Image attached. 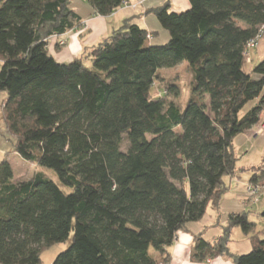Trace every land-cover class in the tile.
Segmentation results:
<instances>
[{
	"label": "trees",
	"instance_id": "trees-1",
	"mask_svg": "<svg viewBox=\"0 0 264 264\" xmlns=\"http://www.w3.org/2000/svg\"><path fill=\"white\" fill-rule=\"evenodd\" d=\"M86 1L109 17L125 0ZM70 5L0 0L3 121L14 154L58 179L16 182L9 160L0 163V264H41L44 249L71 235L52 264H170L179 232L209 208L220 218L226 180L238 172L236 137L264 124V60L243 70L264 0H189L179 13L167 2L149 11L167 43L152 45L127 19L62 64L47 44L81 25ZM183 63L192 75L185 108L169 101L178 86L161 75ZM244 171L264 186L262 167ZM216 225L222 233L211 241L194 237L192 262L264 264V230L249 212ZM236 228L249 239L245 255L229 250Z\"/></svg>",
	"mask_w": 264,
	"mask_h": 264
},
{
	"label": "crops",
	"instance_id": "crops-1",
	"mask_svg": "<svg viewBox=\"0 0 264 264\" xmlns=\"http://www.w3.org/2000/svg\"><path fill=\"white\" fill-rule=\"evenodd\" d=\"M125 1L128 2L130 5L137 4V6L133 9L122 7L116 10L113 14H111V16L102 17L96 14L95 10L86 0H71L70 7L80 17L81 25L78 26V28L67 32V34L64 36L50 38L47 44L48 53L50 54V56H52L56 62L62 64H69V62L73 60L80 59L85 55L87 51L90 50V48L98 45L102 39L111 36L115 30L121 28L123 22L127 19H132L133 24L135 23L141 29L150 33L152 35V38L150 40L151 42L156 41L158 39L162 42L161 44H165L169 41L168 33L160 27L157 19L154 18V16L150 14L149 11L156 9L157 7H161L165 5L167 2H169L171 6V11L175 13L184 12L190 9L189 0H125ZM59 40L63 41L65 43V46L59 47L57 45L58 44L57 42ZM5 100L6 99H3L2 103ZM260 127L261 126L259 125L253 127L249 131V133L251 132L255 133L256 131L259 133L261 131ZM263 133L264 132H262V134ZM234 148H235V142H234ZM235 178L238 179L237 177H233L231 179L226 180V183L228 185V191L230 190L231 182ZM247 183L249 184L248 181ZM228 191L226 193H228ZM225 195L221 201V209H222V204H228V206H231L229 207L230 211L228 216L232 214L243 213V211L248 212L247 211L248 206H251V204L249 200L246 198V194L243 193L241 196H239L234 194L233 192L231 193V198H228ZM258 205L259 207L257 211L252 214L253 216L263 218L261 224L262 226H258L256 223V227L258 231H262L264 230V217L262 215V213L264 212V198L259 200L255 206ZM212 211L215 214V220L211 224L210 228H214L218 230L217 234L212 235L211 238L209 239H205L204 236L208 233V228L205 229L206 228L205 227L203 230L199 232H194L193 230L190 229V225H188L186 228L187 231L179 232L177 234L176 240L174 241L175 243L168 249V253L170 254V264H199L191 261V253H192L191 250L194 245V241H193L194 237L199 234H202L204 240L211 241L212 239L220 236L222 233L221 228L218 227L216 224L224 225L227 222V219L224 221L222 220L220 214H219L220 218L218 219L216 212L214 210ZM231 245H232V241L229 244V250ZM242 250L244 254L246 252H249V250H251V245L247 237L245 239V243L242 242ZM201 264H232V262L228 258L223 256L220 258L213 259L212 261L202 262Z\"/></svg>",
	"mask_w": 264,
	"mask_h": 264
},
{
	"label": "rangeland",
	"instance_id": "rangeland-1",
	"mask_svg": "<svg viewBox=\"0 0 264 264\" xmlns=\"http://www.w3.org/2000/svg\"><path fill=\"white\" fill-rule=\"evenodd\" d=\"M126 2V1H125ZM126 8H135L137 4L130 5L128 2ZM139 5V4H138ZM58 43V42H57ZM162 42L160 40L152 41V45L158 46V44H161ZM59 47H62L61 45L57 44ZM65 46V43H64ZM249 62L247 61L244 63L243 70H245L246 73H249L251 69L258 65L259 62L264 60V38H262L261 41H259L257 48L252 49L248 52ZM1 62H0V68H1ZM186 63L181 64V66H178L177 68H172L170 70H165L162 72V76L166 79V81L171 82L173 84H176L177 90H178V98H175L171 96L169 98V101H174L180 107L185 108L188 100L190 99V89H191V82H192V75L191 72L188 70V68L185 66ZM157 88L156 90L159 91V89L163 86L156 84ZM161 90V89H160ZM158 92H156L157 94ZM3 99H6V94L4 92L0 93V163L4 161L5 159L9 160V163L11 165L12 170L14 171V181H28L29 178L34 176L37 173H42L45 175L46 178L49 180H53L54 182L58 183V179L53 171H49L47 169L43 168H36L34 165H31L27 162H25L23 159H21L18 155L14 154V138L11 136L6 129V125L4 124L3 117L1 114V110L3 107ZM253 105L250 104L245 107V109L242 111V113L248 111ZM257 132V131H256ZM249 131L240 134V136L236 137L235 139V149H236V157L238 160L237 164V178L234 179L231 182L230 190L228 193H226L225 196L228 198H231V193L234 192V194L241 196L243 193L246 194V198L249 199L248 193H247V186H248V179L250 177L249 168L253 167H262L264 169V133L261 132L257 133ZM264 132V131H263ZM127 148L126 143H124L123 150L125 151ZM247 183V184H246ZM246 184V186H245ZM243 185V186H242ZM66 190V189H65ZM261 197L259 200L263 199ZM258 200V201H259ZM257 201V202H258ZM251 204V206H248L247 211L250 213V221L256 222L258 226H262V217L253 216L252 213H255L259 207L255 206L256 203ZM229 207L228 204H222V209L220 212V216L222 220L228 219L229 214ZM215 220V214L214 212L209 208L206 215L203 217L202 220L195 223H189L190 229L194 232H199L208 228V233L204 236L205 239L211 238L212 235L217 234L218 230L214 228H210L211 224ZM187 225V226H188ZM260 228V227H259ZM73 235L70 236V238L63 244H54L50 248L44 249L43 252L40 255L41 264H52L55 261V257L64 252L71 243ZM264 238V236L262 237ZM232 245L230 247V250L236 254L239 255H245L249 253L246 252L243 253L242 250V242L245 243L246 236L242 233V230L240 228H236L233 232V236L231 237ZM152 253V251H151Z\"/></svg>",
	"mask_w": 264,
	"mask_h": 264
},
{
	"label": "built area",
	"instance_id": "built-area-1",
	"mask_svg": "<svg viewBox=\"0 0 264 264\" xmlns=\"http://www.w3.org/2000/svg\"><path fill=\"white\" fill-rule=\"evenodd\" d=\"M126 6H127V3L125 1H123L122 5H121V8L122 7H126ZM262 38H264V25L258 31L256 39H254V40H252V41H250L248 43V45H247L248 51L257 48V45H258L259 41L262 40ZM58 44L61 45V46H64V42L63 41H59ZM246 57H248V53L246 54ZM248 61H249V59H248ZM263 131H264V124L262 125V128H261L260 132L262 133ZM247 193H248V196H249V199H248L249 202L251 204H254L261 197L264 196V186L248 184Z\"/></svg>",
	"mask_w": 264,
	"mask_h": 264
}]
</instances>
